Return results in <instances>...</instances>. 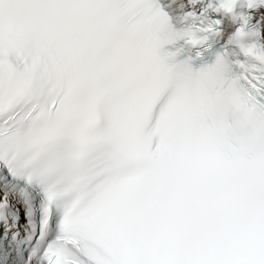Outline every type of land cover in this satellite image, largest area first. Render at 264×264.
I'll return each instance as SVG.
<instances>
[{"label": "snow or ice", "instance_id": "6c2138e0", "mask_svg": "<svg viewBox=\"0 0 264 264\" xmlns=\"http://www.w3.org/2000/svg\"><path fill=\"white\" fill-rule=\"evenodd\" d=\"M0 264H264V0H0Z\"/></svg>", "mask_w": 264, "mask_h": 264}]
</instances>
